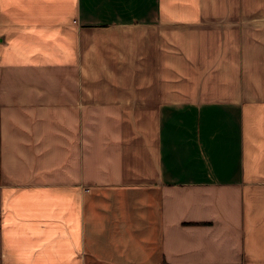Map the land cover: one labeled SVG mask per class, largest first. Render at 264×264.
<instances>
[{"label": "crops", "instance_id": "0c3cea01", "mask_svg": "<svg viewBox=\"0 0 264 264\" xmlns=\"http://www.w3.org/2000/svg\"><path fill=\"white\" fill-rule=\"evenodd\" d=\"M0 264H264V0H0Z\"/></svg>", "mask_w": 264, "mask_h": 264}]
</instances>
